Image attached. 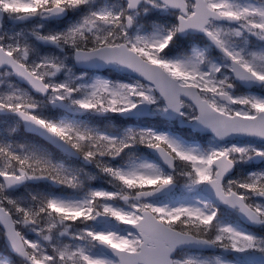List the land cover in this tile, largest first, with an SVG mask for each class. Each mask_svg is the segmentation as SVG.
I'll return each instance as SVG.
<instances>
[{"label":"snow or ice","instance_id":"snow-or-ice-1","mask_svg":"<svg viewBox=\"0 0 264 264\" xmlns=\"http://www.w3.org/2000/svg\"><path fill=\"white\" fill-rule=\"evenodd\" d=\"M0 264H264V0H0Z\"/></svg>","mask_w":264,"mask_h":264}]
</instances>
